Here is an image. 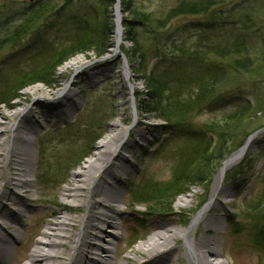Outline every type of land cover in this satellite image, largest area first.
Listing matches in <instances>:
<instances>
[{
	"label": "rangeland",
	"instance_id": "obj_1",
	"mask_svg": "<svg viewBox=\"0 0 264 264\" xmlns=\"http://www.w3.org/2000/svg\"><path fill=\"white\" fill-rule=\"evenodd\" d=\"M36 1L0 0V9L4 6L13 7L17 13L15 19L17 20L23 10ZM38 1L50 2L55 13L50 15L35 32L22 39L17 46L8 47L0 52V91L3 88V79H12L21 74L22 69L27 70L31 66L27 59L30 53L33 55L41 51V60H43L48 57V51L44 49L46 46L51 49L60 48L67 33H70V30L65 28L69 17L76 14L81 16L90 13L98 14V11L107 5V2L102 0ZM110 1L113 2V0ZM171 1L151 0L143 2V7L145 11L153 13L164 12L172 5ZM221 2L206 15L178 18L169 25V33L176 34L175 38L178 40L195 42L197 29L200 27H215L216 33L220 35L232 27H247L248 34L252 38L251 50L264 49V0H222ZM137 5L141 6V2ZM113 7L108 9L112 11V21L115 24ZM120 19L122 23V14ZM121 23L122 44L118 49L113 47L115 26L110 36L111 47L107 55L95 58L93 53H85L71 57L56 69V83L53 87L42 84L30 85L21 90L19 96L9 104L0 105V112L7 113L13 109L29 110L34 108L37 99L43 97L39 93H29L31 88L40 86L50 91V97L55 99L57 97L55 93L59 89H64V87L68 89L74 82H77L71 87L76 91V95L70 113L62 116L55 114L46 116L41 109L33 110L34 119L39 125L27 135L30 143L26 148L32 167L29 175L24 178L29 184L27 193L21 196L30 207V212L24 213L25 217L19 219L20 232L15 234V244L11 246L15 258L13 264L26 263V255L31 252L34 243L40 239L39 233L47 227V223L55 220L50 216L52 212L71 213L76 203L62 200V190L71 181L72 174L79 171L80 167L91 159L100 139L111 131V124L119 119L122 132L118 140L131 144L132 149L121 151L125 155L126 163L123 164L122 171L116 173V179L124 191V196L123 202L116 207L121 211V218L131 217L133 220L131 224H122L121 229L115 231L117 249H122V252L118 254L120 258L116 264H125L121 259L131 257L132 249L149 238L153 232L150 224L168 223L171 219L170 223L175 228L188 229L192 218L202 209L199 207L202 201L205 200L208 203L211 199L221 167L207 190L203 189L204 185L191 187L189 193L179 196L174 201L175 203L179 198L186 197L187 202L177 208L173 203L170 213H155L154 205L144 207V204H140L136 208H128L136 202L130 199L129 192L141 182L161 185L172 179L180 161L178 154L180 146L177 144L184 146L183 141L186 142V140L161 134L164 131L160 127L165 123L157 119L158 112L144 114L136 110V103L138 104L139 101H143L144 106L149 108L152 104L147 96L146 85L141 80V73L138 72L137 67H130L127 63L124 53L130 51L131 44L124 41V29ZM192 24L196 30L191 29L180 36L179 33H175L179 27ZM143 31L145 33V30ZM212 31L213 28L206 29L208 35H211ZM220 35H217V42H223ZM140 36H143L142 40L146 44L152 39V36L146 34ZM154 44L163 46L161 37ZM76 57H85L84 65L81 68L62 71L63 65ZM170 63L169 59L163 58L161 66L164 67ZM153 65L154 61L151 60L148 63L149 69ZM124 70L128 75L127 78L123 75ZM85 74L92 75L89 82H85L87 78L83 76ZM237 77V79L233 77L235 80L225 99L212 104L209 109L198 115L188 117L187 122L180 125H186L192 131H199L204 124L220 121L236 106L247 104V102L251 103L249 113L251 118L240 130L234 145L247 132L263 124L264 112L261 115L257 113L260 110L258 102L264 94V75L257 77L241 73L237 74ZM130 87H134L135 90L131 92ZM0 121H3L1 117ZM140 135H143V138ZM252 135L257 138L256 144L247 154L254 156L249 160L243 158L225 173L221 185L224 191L213 199V209L206 214L215 220L217 225L213 226L212 232L206 234L202 224H199L190 237L192 242L201 237L214 240L217 243L218 252L214 258L225 264H264V253L252 243L250 236L253 237L250 230L255 228L257 217L263 221L261 224L264 223V207L254 209L259 205V193L264 184V128ZM40 141L44 145L43 155L39 152ZM237 151L238 149L235 152ZM226 174H231V178L226 179ZM37 176L40 181L36 178ZM5 180L6 173L2 171L0 173V193L4 191ZM15 191L21 192L15 189L14 194ZM249 206L252 207L248 208ZM15 208L17 207L8 203L9 210H15ZM230 215L235 216L233 229L226 227V218ZM134 228H136V234L131 236ZM183 243L184 241L180 240L179 244ZM182 252L184 253L183 250ZM184 258L186 264H193L185 254ZM111 262L107 260V263L111 264Z\"/></svg>",
	"mask_w": 264,
	"mask_h": 264
},
{
	"label": "trees",
	"instance_id": "obj_2",
	"mask_svg": "<svg viewBox=\"0 0 264 264\" xmlns=\"http://www.w3.org/2000/svg\"><path fill=\"white\" fill-rule=\"evenodd\" d=\"M102 1L107 2V5L98 14H76L69 17L65 28L70 33H67L60 48L51 49L46 46L44 49L48 51V57L43 60L41 51L33 55L30 53L27 59L31 66L27 70L22 69L23 72L12 79H3L0 105L9 104L19 96L21 90L30 85L53 87L56 83V69L71 57L93 53L95 58H100L108 53L111 47L110 36L115 27L109 9L115 3ZM147 1L151 0H120L124 41L131 44L130 51L124 55L128 65L137 67L141 73V80L146 85L147 96L152 104L149 108L144 106L143 101H139L136 110L144 114L158 112L157 119L165 123L160 127L164 131L161 134L181 138L186 142L183 141L184 146L177 144L180 146V161L172 179L161 185L141 182L129 192L130 199L136 202L128 208H136L140 204H144V207L154 205L155 213L166 214L171 212L175 199L189 193L191 187L204 185L203 189L207 190L227 157L239 149L250 135L264 128V123L256 126L234 145L240 130L251 118L250 102L239 104L220 121L204 124L199 131L180 125L186 123L188 117L198 115L212 104L225 99L233 81L238 78L237 74L257 77L264 75V49L251 50L252 38L247 27H232L221 35L216 33L215 27H200L195 42L178 40L176 34L169 33V25L178 18L206 15L222 0H172L167 10L157 13L145 11L143 2ZM138 2H141V6L137 5ZM53 9L50 2L37 0L23 10L17 20L13 7L4 6L0 9V52L17 46L22 39L35 32L55 13ZM194 27L193 24L184 25L175 33L180 36ZM208 28H213L211 35L206 32ZM141 34L152 36L148 44L143 42ZM217 35L222 37L223 42H217ZM159 37L163 41L161 47L154 44ZM163 58L169 59L171 63L162 67ZM151 60L154 65L149 69L148 63ZM258 104L260 110L257 114L261 115L264 112V94ZM39 152L43 155L42 141ZM253 156L246 154L244 160ZM36 178L40 181L38 176ZM225 178H231V174H226ZM205 203L203 200L199 207ZM258 204L255 210L264 207V184ZM226 219V227L233 229L235 216L230 215ZM261 222L257 217L255 228L250 230L253 237L250 236L252 243L264 253V223ZM132 233L131 236H135L136 231Z\"/></svg>",
	"mask_w": 264,
	"mask_h": 264
},
{
	"label": "bare ground",
	"instance_id": "obj_3",
	"mask_svg": "<svg viewBox=\"0 0 264 264\" xmlns=\"http://www.w3.org/2000/svg\"><path fill=\"white\" fill-rule=\"evenodd\" d=\"M113 15L116 21L113 47L118 49L122 44L120 9L113 7ZM84 58L71 59L63 65L62 71L81 68ZM123 75L126 78L128 76L125 70ZM83 76H87L85 82L92 79L90 74ZM72 85L68 89H59L55 99L50 97V91L35 86L28 92L39 93L43 97L35 101L34 108L0 112L3 120L0 121V173H6L4 191L0 193V264L14 263L11 246L15 244V234L20 232L19 219L25 217L24 213L30 212V207L21 196L27 193L29 184L24 178L29 175L32 167L26 148L30 143L27 135L39 125L34 119L33 110L41 109L46 116L70 113L76 95ZM134 90V87H130L131 92ZM120 124V119L111 124V131L100 139L91 159L72 174L71 181L61 192V199L76 203L75 206L71 213L55 211L50 214L55 220L47 223V227L39 233L40 239L26 255L27 261L24 264H109L107 260L116 264L122 249H117L115 231L121 229L122 224H131L133 220L131 217L121 218V211L116 207L123 202L124 196L116 179V173L122 171L126 163L121 151L132 149L131 144L118 140L122 132ZM140 137L143 138V135ZM256 139V136L247 139L237 152L223 162L210 201L192 218L188 229L175 228L170 223L171 219L168 223H152L150 229L153 232L149 238L132 249L131 257H123L121 260L125 264H186L185 254L193 264H225L214 258L218 254L214 240L201 237L192 242L190 237L199 224H202L206 234L213 231L217 222L206 214L213 209V199L224 191L221 186L224 175L243 160L256 144ZM15 189L21 192L15 191L14 194ZM185 198H179L174 207L186 203ZM9 202L17 208L9 210ZM180 240L184 243L179 244Z\"/></svg>",
	"mask_w": 264,
	"mask_h": 264
},
{
	"label": "water",
	"instance_id": "obj_4",
	"mask_svg": "<svg viewBox=\"0 0 264 264\" xmlns=\"http://www.w3.org/2000/svg\"><path fill=\"white\" fill-rule=\"evenodd\" d=\"M114 2H115V9H120V1L119 0H114ZM119 23H121V19H119Z\"/></svg>",
	"mask_w": 264,
	"mask_h": 264
}]
</instances>
